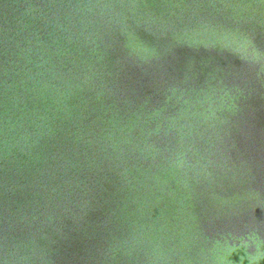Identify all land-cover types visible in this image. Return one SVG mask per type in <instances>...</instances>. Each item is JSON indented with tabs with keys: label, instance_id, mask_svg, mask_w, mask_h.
Returning a JSON list of instances; mask_svg holds the SVG:
<instances>
[{
	"label": "water",
	"instance_id": "1",
	"mask_svg": "<svg viewBox=\"0 0 264 264\" xmlns=\"http://www.w3.org/2000/svg\"><path fill=\"white\" fill-rule=\"evenodd\" d=\"M0 264H264V0H0Z\"/></svg>",
	"mask_w": 264,
	"mask_h": 264
}]
</instances>
